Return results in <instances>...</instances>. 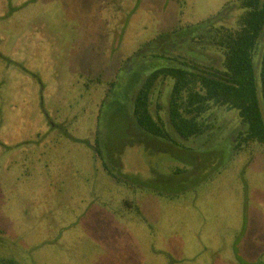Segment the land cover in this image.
Here are the masks:
<instances>
[{"label": "rangeland", "instance_id": "obj_1", "mask_svg": "<svg viewBox=\"0 0 264 264\" xmlns=\"http://www.w3.org/2000/svg\"><path fill=\"white\" fill-rule=\"evenodd\" d=\"M236 3L0 0V140L13 147L0 148V255L22 264H264V148H233L238 113L215 108L210 133L172 144L145 136L122 107L165 62L144 46L157 49L163 34ZM241 12L217 26L236 27ZM179 53L222 59L216 49ZM171 87L158 84L155 116ZM97 141L110 173L133 189L103 170ZM27 142L36 145L19 148Z\"/></svg>", "mask_w": 264, "mask_h": 264}, {"label": "trees", "instance_id": "obj_2", "mask_svg": "<svg viewBox=\"0 0 264 264\" xmlns=\"http://www.w3.org/2000/svg\"><path fill=\"white\" fill-rule=\"evenodd\" d=\"M121 2L122 0H116L119 9ZM236 9L242 11L236 27L217 26ZM223 11L215 18L188 27L187 32L177 27L172 32L163 34L159 37L161 41L157 49H151L149 44L142 48L143 50L147 47L154 53L152 57L165 61L158 67L153 66L146 75L140 77L128 98V104L122 105L132 122L145 133V136L172 144H179L175 139L177 136L182 140L202 137L214 128L207 116L215 108H225L237 112L240 118V128L234 139L236 144H233V148L239 151L246 150L253 144L264 148V45L259 63L256 62L260 41L264 38V0H237L236 4L227 5ZM174 49L190 50L203 56L207 55L208 50L216 49L221 53L222 59L218 62V59L207 55L209 61L203 62L195 55L192 57L183 53L174 55L172 54ZM21 69L28 75L31 74ZM166 80L172 81L169 102L166 109L156 103L155 116L150 108L153 105L152 97L158 84ZM4 85L5 83L0 88ZM110 86L108 98L116 86L115 81L111 82ZM3 108V105L0 106L1 110ZM162 111H166L167 120L161 116ZM8 119L3 118L4 122ZM40 125V130L35 134L41 139L46 131H42L43 125L42 123ZM11 126L15 128L13 124ZM154 143L156 144L155 141ZM25 145L32 148L36 144L27 142L19 148ZM0 148L13 149L2 140ZM94 151L102 163L103 170L111 179L131 187L124 175L110 173L108 162L103 161L98 141ZM126 206L135 209V213L141 215L137 205L128 203ZM236 257L237 260L241 259L239 256ZM0 264L22 263L15 258L0 255Z\"/></svg>", "mask_w": 264, "mask_h": 264}]
</instances>
